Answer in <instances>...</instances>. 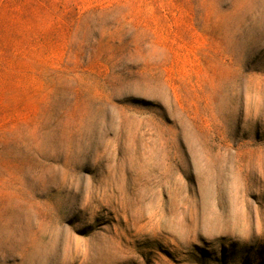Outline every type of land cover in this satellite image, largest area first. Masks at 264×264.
Returning a JSON list of instances; mask_svg holds the SVG:
<instances>
[{
	"label": "rangeland",
	"instance_id": "rangeland-1",
	"mask_svg": "<svg viewBox=\"0 0 264 264\" xmlns=\"http://www.w3.org/2000/svg\"><path fill=\"white\" fill-rule=\"evenodd\" d=\"M0 264H264V0H0Z\"/></svg>",
	"mask_w": 264,
	"mask_h": 264
}]
</instances>
